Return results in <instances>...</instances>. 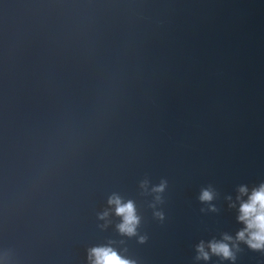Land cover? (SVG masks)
<instances>
[{
	"label": "water",
	"instance_id": "95a60500",
	"mask_svg": "<svg viewBox=\"0 0 264 264\" xmlns=\"http://www.w3.org/2000/svg\"><path fill=\"white\" fill-rule=\"evenodd\" d=\"M261 184L264 0H0V264H88L97 246L233 264L196 246L235 238ZM112 194L135 203L136 236ZM239 248L234 264H264Z\"/></svg>",
	"mask_w": 264,
	"mask_h": 264
},
{
	"label": "clouds",
	"instance_id": "9594fccd",
	"mask_svg": "<svg viewBox=\"0 0 264 264\" xmlns=\"http://www.w3.org/2000/svg\"><path fill=\"white\" fill-rule=\"evenodd\" d=\"M147 186L146 180L141 182L140 187L142 189H147ZM166 187V180H161L158 185L152 187L151 193L155 195L154 203L150 207L155 208L157 204L162 203L161 194ZM238 191L237 200L240 201L248 190L241 186ZM214 198L215 192L211 188L202 189L198 197L199 201L204 204H211ZM107 204L114 209L115 216L120 218V223L116 225L117 232L129 238L136 236L140 217L137 214L135 203L132 200L124 201L119 195L112 194L108 198ZM216 210L214 206L208 209L212 212ZM108 216L109 212L104 211L98 215V219L106 220ZM154 216L158 220L164 219L163 213L160 211L154 212ZM237 222L242 224L243 228L237 231L235 238L224 234L220 240L213 239L207 245L201 241L195 249L196 260L208 261L211 256H216L234 264L241 243L251 251L264 253V184L253 189L251 194L247 196V200L239 203ZM146 239L145 236H141L138 243L143 244ZM87 259L88 264H136L133 259L125 258L111 246H97L88 249Z\"/></svg>",
	"mask_w": 264,
	"mask_h": 264
}]
</instances>
